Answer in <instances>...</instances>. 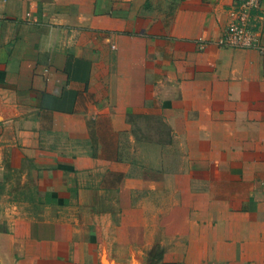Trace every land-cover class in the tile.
I'll use <instances>...</instances> for the list:
<instances>
[{
    "label": "crops",
    "instance_id": "1",
    "mask_svg": "<svg viewBox=\"0 0 264 264\" xmlns=\"http://www.w3.org/2000/svg\"><path fill=\"white\" fill-rule=\"evenodd\" d=\"M236 6L0 0V264H264V0L255 47L217 43Z\"/></svg>",
    "mask_w": 264,
    "mask_h": 264
},
{
    "label": "built area",
    "instance_id": "2",
    "mask_svg": "<svg viewBox=\"0 0 264 264\" xmlns=\"http://www.w3.org/2000/svg\"><path fill=\"white\" fill-rule=\"evenodd\" d=\"M237 8L230 13V21L217 43L222 47L250 48L259 45V36L253 25V11L262 0H236ZM30 15V14H29ZM264 53V48L261 50Z\"/></svg>",
    "mask_w": 264,
    "mask_h": 264
},
{
    "label": "rangeland",
    "instance_id": "3",
    "mask_svg": "<svg viewBox=\"0 0 264 264\" xmlns=\"http://www.w3.org/2000/svg\"><path fill=\"white\" fill-rule=\"evenodd\" d=\"M157 250H158V249H157ZM155 252H159V250L156 251V249H155ZM149 261H150L149 264H156V260H155V257H154V255H153V253H152V258H150Z\"/></svg>",
    "mask_w": 264,
    "mask_h": 264
}]
</instances>
